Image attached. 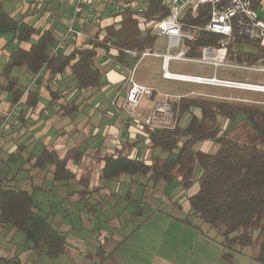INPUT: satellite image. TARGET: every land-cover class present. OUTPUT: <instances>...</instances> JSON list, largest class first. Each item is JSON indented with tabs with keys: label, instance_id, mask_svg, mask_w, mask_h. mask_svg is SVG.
<instances>
[{
	"label": "trees",
	"instance_id": "16d2710c",
	"mask_svg": "<svg viewBox=\"0 0 264 264\" xmlns=\"http://www.w3.org/2000/svg\"><path fill=\"white\" fill-rule=\"evenodd\" d=\"M167 13L160 0H148L147 8L137 12L130 7L120 13L111 14L109 22L97 28L85 43L88 46L74 48L70 53L50 51L55 44V34L50 28L38 29L22 17L11 16L0 0V31L9 30L12 37L5 41L17 46L9 50L0 70V92L9 94L12 104L21 103L35 107L39 102L36 89H26L12 73L22 68L31 77L54 79L65 70L72 77L73 87L80 90L99 89L103 72L96 65L99 51L119 65H129L118 49L151 48L156 36L146 27ZM206 17L191 20L202 24ZM213 35L201 34L195 47L211 44ZM235 52L239 60L253 62L263 55L254 41L237 39ZM253 48L254 52L244 50ZM230 45V53L233 52ZM199 54V51H190ZM26 89V90H25ZM52 101L61 97L58 90H48ZM73 109V102L60 103V108ZM197 109L187 125L179 123L186 112ZM63 110L61 114H65ZM176 115L172 128L149 129L144 126L138 139L159 153H172L171 158L152 154L149 160L140 159L127 152L105 154L102 158L100 176L104 180H117L121 176H144L152 186L180 181L183 188L197 183V190L187 196L188 213L181 221L192 224L197 218L209 229L216 230L219 244L234 252L256 245L253 255L258 264H264V106L245 105L207 98L181 97L172 102ZM245 138H242L243 134ZM141 136V137H140ZM208 141L217 145L215 151L196 148L198 142ZM129 144H127L128 146ZM23 146V147H22ZM24 145H19L21 151ZM34 156V155H33ZM69 155L59 157L53 149L43 148L35 155V168L50 167L53 181L68 182L74 174L67 168ZM197 169L199 174L195 177ZM34 198L27 190L2 184L0 181V227L13 228L21 232L32 251L44 253L48 258H57L65 250L66 236L53 227L44 216L33 209ZM137 205L136 213L141 214ZM100 264L106 256L103 247L97 249ZM9 264L11 263L8 262Z\"/></svg>",
	"mask_w": 264,
	"mask_h": 264
},
{
	"label": "rangeland",
	"instance_id": "374dc122",
	"mask_svg": "<svg viewBox=\"0 0 264 264\" xmlns=\"http://www.w3.org/2000/svg\"><path fill=\"white\" fill-rule=\"evenodd\" d=\"M30 1L31 0H18L21 5L28 4ZM8 6L9 3H7L5 7ZM69 8V0H61V2L50 1L48 3L35 1L33 2V6L29 9L25 21L29 24L34 23L37 18L36 15L40 12H44L45 9L49 10L50 14H53V17L60 14L59 18L56 16L54 24L55 36H60L65 30L67 20L65 17L69 14L68 12L71 11ZM17 14L20 13L17 11ZM100 16L101 14H95L94 18L97 22L93 25L91 24V31L94 32L98 28V22L101 20L99 19ZM9 44L8 50L17 46L16 42H10ZM166 44L167 40L164 36L156 37L150 48L151 52L157 54L165 53ZM2 60H4V58H2ZM160 62L161 59L159 57L148 56L144 58L135 71L133 81L141 84V79H147L146 84L148 86L163 93L175 96L183 94L188 89L197 91L204 90L203 87L192 83L162 79L160 75ZM105 70L106 73L103 75V83L100 88L97 91H83L82 97L79 98L78 105L76 104L77 106L74 109L72 105L68 110L64 108L58 109V101L46 106V100L41 99L43 104L45 103L42 110V112H44L43 116L52 113L56 108L60 112L66 110V113L63 115L59 116L57 112L53 115L55 117L50 116L49 119H47L49 126L45 135L50 136V143L49 141L44 143L45 138L39 137L34 143L30 145L27 144L28 146H26V148L24 147L25 149L23 151H18L17 154L14 155L15 157H13L11 154L16 151L17 144L23 143L22 141L25 140L26 132H23L27 124L24 121L29 117L30 107L28 106V109H24V105L20 104L14 107V114L19 113L20 110L23 109L20 118L14 115L8 116L10 112H12L11 110H9L10 112L8 111L9 113L7 110H4L5 116H0V181L4 185L21 188L33 194V209L44 216L53 227L59 229L66 235L67 250L65 254L57 258H48L44 253L37 254L32 251L29 243L25 241L21 232L13 228L0 227V264H9L8 262L10 261V264H93L98 261L96 250L100 245L106 252L112 251L111 253H113L114 250H117V252L115 251L112 255L111 253L109 254L104 264H148L149 261L151 264L152 258L139 257L138 249L151 252L152 254H166L167 256H169L170 253L186 249L185 242L187 241V235L185 233L182 234L181 231L178 230L183 226L180 225L178 229H176L173 226L164 224L165 221H168V218L162 214L155 213L150 215L149 218H146L148 211L146 214L142 212L138 214L135 210L137 209L136 205L139 196L141 197L142 192L144 195L146 190L148 195L145 194V197L141 199L145 206L152 209L156 206H162L170 211V208L175 204L174 202L184 205L185 196L189 193L188 191L192 186L196 184L193 183L194 185L192 184L185 189L183 188L184 186L181 185L182 180H173L170 184L164 185L162 183L160 186L147 187L144 178L138 175L133 177L129 175L121 176L118 179L119 181L103 180L98 177L93 181L95 186L99 187L97 193L90 199L80 200L79 198L74 199L72 197L73 194H68L71 192L72 186L70 187L64 183L65 181H53L49 170L50 167L47 168L45 166L38 169L33 165L35 155L40 153L46 144H48V148H54L51 143L57 142L59 139L67 144L72 142L75 138L78 139L79 132L76 131L74 124H84L87 119L85 114L88 113L90 109L93 108L91 119L93 122L100 118V113L103 111L109 114L115 112L117 104L115 106L113 100L119 92L123 96L128 85L127 81L122 82L119 81L118 78L126 76L127 71L116 64H111ZM168 70L170 72L187 73L190 75H212V68L210 67L185 62L171 61ZM18 71L19 68H14L12 73L18 77L19 84L26 89L30 88L28 87L31 82L30 75L25 72L23 73V71L21 73ZM216 72L217 77L264 85V74L222 68L217 69ZM55 79L56 78L52 79L53 84L49 86V88L53 90L59 89V84L56 81L57 79ZM44 83L45 81H42L39 83V86H32V88L36 89L39 94L40 92L45 94L47 90L43 89ZM62 86H67L65 81L62 83ZM71 93L77 96L78 89H71L69 94ZM7 95L8 93L6 92H0V109L6 102ZM257 95L262 96L260 94ZM41 107L42 105H40L39 109ZM118 111L117 113L119 115H123L120 110ZM149 111L147 112L149 113ZM147 112L142 113V115L146 117L148 114ZM194 116L197 117L198 113L190 112L185 116L186 118L183 116L181 124L187 125ZM175 117L176 115L173 114V122ZM115 118L113 117V121L110 122L111 130L106 134L111 141H115V144L122 146V144L126 142L133 143L136 139L135 135L143 136L140 130L143 129V125L146 124L139 121L140 118L134 120V118L130 116V119L132 118L133 121V127L128 125V127L130 126V130H127L128 137L124 135L118 138L117 135L118 132H120V120L122 118ZM167 120L169 121L170 117L167 118ZM19 125H21L19 127L20 129H18ZM64 129L67 134H59V132ZM73 129H75V132L70 134ZM20 134L22 136H19ZM245 136L246 134L244 133L242 138H245ZM207 142L208 141L198 142L195 147L207 151H215L217 145L214 143L207 145ZM135 144L139 145V148H137L139 149L137 152L139 158L148 160L150 155L152 156V154L155 153L158 154V150L150 148L143 139H138ZM135 151V148H133V154H135ZM158 155L162 158H171L173 156L172 153H159ZM76 165L79 171L78 173L86 178V189L89 193H94V187L90 183V177L87 175V172L90 174V171L96 170L97 162L91 158L89 154V156H85L79 163H76ZM199 171L198 169L195 177L199 174ZM74 184H79V182L74 181ZM78 189L77 187L76 190ZM185 210H187V208L182 211H175L174 214L183 218L186 216ZM144 217L145 223L136 231L137 234L130 235L132 229L143 222ZM191 219L193 220L192 226H184H187L192 233L204 236L205 229H209L208 226L201 223L197 218L191 217ZM201 229L202 234H200ZM212 232L216 233V230L212 229ZM138 238H140V241ZM218 239L219 236L216 240ZM216 240L214 241L217 242ZM135 244L142 245L138 247ZM244 251L252 256L256 253L257 246L252 245L245 247ZM117 254L123 255V257Z\"/></svg>",
	"mask_w": 264,
	"mask_h": 264
},
{
	"label": "crops",
	"instance_id": "0c3cea01",
	"mask_svg": "<svg viewBox=\"0 0 264 264\" xmlns=\"http://www.w3.org/2000/svg\"><path fill=\"white\" fill-rule=\"evenodd\" d=\"M35 1H39V2L42 1L44 3H48L50 1L61 2V0H45V1L44 0H31L28 4L21 5V3L18 2V0H2V3H3L4 8L6 9V11L9 12L11 16L22 17L25 20L28 16L29 9L31 8V6H33V2H35ZM7 3H9V6L5 7ZM73 4H74V0H69V7H70L69 9L71 11L68 12L69 14L65 17L66 19L71 15V13L73 11ZM17 11L20 14H17ZM35 12H36V9H35ZM93 14H95V13L92 12L91 16H89L87 18L86 17V10H84L82 13V19H83L82 25L81 26L78 25V28L81 27L89 35H92L97 30L96 29L94 32L91 31V24L93 25L96 22V19L94 18L95 15H93ZM62 15H64V14H62ZM36 16H37V18H36V21L34 23H32L33 25H35L36 27H38V29H41V30L50 28L54 31V24H55L56 16L59 18L60 14H57L56 16L53 17V14H50L49 10L45 9L44 12H40ZM104 16L105 15L102 16V19L98 23V27H99V24H100V26H103L105 23L109 22L110 18H108V17L104 18ZM50 18H51V20H50ZM65 28H66V24H65ZM60 36H55V42H57L59 40ZM11 37H12V33L9 30L0 31V65H1L0 67H2V65L5 61V58L8 55V52H9L8 46L10 44L7 47L6 46L4 47L3 45L5 44V41L10 39ZM86 40H88V39H84V40L80 41V44H78L77 46H83V45L86 46L87 45V43H85ZM14 43H15V41H14ZM75 47H76V45H74L71 40H68L66 42V44L63 46V48L59 50V52L64 53V54H68ZM2 58H4V60H2ZM144 58H146V57H144ZM144 58H142L139 61V63L135 67V70L132 72L133 80H134V76H135V71H136L138 65L141 63V61L144 60ZM124 59L129 63V65H119L118 63H115L113 60H111L110 58L105 56V54L103 52L99 51L97 59H96V65L100 67V69L103 72V75L106 73L105 69L108 68L111 64H116V65L124 68L127 71V75L124 76L123 78L119 77L118 80L122 81V82H124V81L128 82V77L131 73V68L134 65L135 60H133L129 57H125V56H124ZM21 69L22 68H19L18 72L21 73L23 71V73H24V70L23 69L21 70ZM160 69H161V62H160ZM216 71H214L212 69V75L214 72L217 73ZM160 75H161V73H160ZM212 75H210V76H212ZM216 76H217V74H216ZM55 78L57 79V80L56 79L55 80L59 84L58 85L59 89H55V90L59 91V94L61 95V97L58 99H55L54 101L51 100L49 93H48V90L51 89V88H49V86H52L53 80L52 79L47 80L46 74H44L43 78L39 79V77H38V78H35L33 82H30V85L28 87H30L29 89H33L32 86H36V85L39 86L40 82L45 81V83L43 84V89L47 90V92H45V94H43L41 92H40V94L38 93L39 102L36 104L35 107L29 108L28 106L24 105V109H28V108L30 109V111H29L30 114L28 113L29 117H27L26 120L24 121L27 124V127L25 128V131L23 132V133L26 132L25 140L22 141L23 143L17 144L16 150L18 149L19 145H21V144H23L24 147L26 148V146L34 143L35 140L39 137L45 138L44 143L48 142V141L50 143V141H51L50 136L45 135L47 132L48 126H49L47 119H49L50 116L55 117L53 115H55L57 112H58L59 116L63 115V114H61L62 111L60 112L58 110L60 108V103L73 102V104L76 105L78 103L79 98L82 97L83 91L89 92L90 90H92V91L98 90V89H86V90L78 89L77 96H74L73 95L74 93L69 94L71 89H73L72 88L73 87V81H72V77L69 76V72L67 70H65L59 76L58 75L55 76ZM161 78L164 79L162 77V75H161ZM218 78L227 79L224 77H218ZM102 79H103V76H102ZM165 80H168V79H165ZM229 80H232V79H229ZM64 81L67 84V86H65V87L62 86V83ZM141 81L142 82H140L141 83L140 85L152 89L153 93H154L151 98L143 97L141 99L139 106H138V110L141 113H146L152 107L157 105L160 102L161 97H163V95L170 97L171 98L170 100L172 102L178 101L181 97H190V98H207V99H211V100H215V101H226V102L239 103V104H245V105L264 106V92H256V91L242 90V89L221 87V86H210V85L195 84L197 86L203 87L204 90L197 91L194 89H188L183 94H179V95L175 96V95L163 93V92H161V91H159V90H157L151 86H148L146 84L147 79H141ZM172 81H176V80H172ZM234 81H241V80H234ZM241 82H245V81H241ZM102 83H103V81H102ZM185 83H189V82H185ZM128 84H129V82H128ZM192 84H194V83H192ZM75 89H77V88H75ZM125 93H126V91H125ZM125 93L122 96L119 92L117 94V96H115V98L113 100V104L115 106L117 104V109L115 110L114 113L109 114V113L103 111L102 113H100V118L97 121L93 122V120H91L92 114H93V110H92L93 108H92V109H90V111L88 113L85 114L87 119L85 120L84 124L83 123H79L78 125L74 124L76 131L79 132L78 139L77 138L73 139L72 142H69V144H67L66 142H62L59 139V140H57V142L51 143L54 146V148H48V144H46L44 146L45 148H47L49 150L53 149L58 154L59 157H63L64 155L67 154L70 156V158H72L67 162V168L74 174V177L71 180H69L68 182H64V183H66L70 187L72 186L71 192L68 194L69 195L73 194L72 197L74 199L79 198L80 200L81 199L87 200V199H90L91 197H93L95 195V193H97L99 187H96L95 184L93 183V181H94V179H96L98 177L101 178L100 173H101V167L103 164L101 161V158L105 154H110V153L115 154L118 151L125 152L128 150L129 146L133 144V146H131V149H130V154L132 156L138 157L137 152L139 151V149H137V148H139V145L135 144V142L137 141V138L139 137L138 135H135L133 133L136 136V139L133 141V143L126 142L125 144H122V146L115 144L114 140L111 141L109 139V137L106 136V134L109 132V130H111L110 129V122L113 121V117L114 118L120 117V119L122 118L120 120L121 121L120 132H118V135H117L118 138L121 136L123 137L124 135L126 137H128L127 130L130 127V126L128 127V125H131L133 127L132 118L130 119V116L121 107L122 102L125 98ZM257 94H260L262 96H259ZM41 99L46 100V102H45V103H47L46 106H48L50 103L58 101V109L56 108L54 111H52V113H48L47 115L43 116L44 112H42V110L45 106V103L43 104ZM144 99H146V100H144ZM18 104L22 105L21 103L12 104L10 102V97L8 94L6 102L4 103L3 107L0 109V116L1 115L5 116V113L3 112L4 110H7V112L9 110H11L12 112L9 111L10 115H8V116L14 115L15 117L20 118L22 115L23 109H21L19 113L14 114V111H15L14 107ZM40 105H42V107L39 109ZM118 110H120L123 113V115H119L117 113V112H119ZM191 112H197L199 114V111L197 109H194ZM188 113H190V112L184 113L183 116L185 117L186 115H188ZM183 116L179 120L180 124L183 121ZM110 117H112V118H110ZM123 118L125 121L123 120ZM175 120H176V118H174V123H176ZM20 126L21 125L18 126V129H20L19 128ZM75 129H73L70 132V134L74 133ZM65 133L67 134L65 129L59 132V134H61V135H63V134L66 135ZM21 134L19 136H22ZM127 144H129V145L127 146ZM206 144L208 145V144H212V143L207 142ZM52 145H51V147H52ZM25 148H23L21 151H23ZM133 148H135V150H136L135 154H133V152H132ZM89 154L91 155V158H93L97 162V168H96L97 173H96L95 169L93 171H90L89 172L90 174H88V172H87V175L90 177V183L94 187V193H92V194L89 193V191L86 189V184H87L86 178L84 176H82L80 173H78L79 171H78V168L76 165V163H79L85 156H89ZM156 154L157 153H155V155ZM150 158H151V155H150ZM140 159H142V158H140ZM83 165H85V164H83ZM85 166H87V165H85ZM98 168H99V171H98ZM197 171H198V169H197ZM124 176H128V175H124ZM89 177H88V180H89ZM141 177L144 178V182L147 184V187H154L151 185L150 182L146 181L144 176H141ZM74 181L79 182V184H74ZM124 181H125V179H124ZM161 184L162 183H159L158 186H160ZM194 184H196V185H194ZM194 184L193 185L195 187L192 186V188L188 191L189 193L185 196L184 205H181L182 203H179L180 204L179 205V204H177V202H174L175 204L170 208V211L166 210L165 207H162V206H156L153 209L145 206L142 203L141 199H143L145 197V194L148 195V193L145 190V193L143 195V192H142L141 197L139 196V198H138L139 200H137V205L142 206V208H141L142 213L146 214V212L148 211L146 218H149L150 215L155 214V213L162 214V215L166 216L168 218V221H165L164 224H167L168 226L169 225L173 226L176 229H178V226H180V225L183 226V227H181V229H178V230H180L182 234L185 233L187 235V237H186L187 241L185 242V248H186L185 250H180L179 252L170 253L169 256H167L166 254H160V255L157 253L152 254L151 252H148V251H145L142 249H138V256L142 257V258H152L151 264H258L254 260L253 255L252 256L248 255L244 251V249H242L240 252H234V251H229V250L223 248L219 244L218 240H216V238L218 236L216 233L212 232V229H207V230L205 229L204 236L198 235L196 233H192V231L190 229H188L187 226H184V225H189V226L191 225L192 226L193 220H192V224L186 223V222L181 221V219H182L181 216H177L174 214L175 211H178V210L182 211L183 209H186V208H187V210H185L186 214L188 213L189 205L187 202V196L194 193L198 187L196 182H194ZM77 187L79 188L78 190H76ZM133 195H135V194H133ZM137 197H138V194H137ZM137 205H136V208H137ZM144 223H145V217H144V220L142 223H140L138 226H136V228L132 229V231L130 232V235L131 234L132 235L137 234L136 231L141 226H143ZM200 234H202V229H201ZM138 240L140 241V238H138ZM214 240H216L217 242H215ZM122 241H124V240H122ZM135 245L139 247L142 244H140V245L135 244ZM98 247H97V249H98ZM66 251L67 250H66V242H65V250L62 254H65ZM115 251L117 252V250H114L113 253ZM111 252H106L103 249V253L106 256L103 258V260L100 264L106 263L107 257L109 256V254ZM113 253H111V255ZM96 255H97L98 261H99V256H98L97 250H96ZM117 255L123 257V255H120V254H117ZM97 262H94L93 264H95ZM148 264H150V261Z\"/></svg>",
	"mask_w": 264,
	"mask_h": 264
},
{
	"label": "built area",
	"instance_id": "2783aa9c",
	"mask_svg": "<svg viewBox=\"0 0 264 264\" xmlns=\"http://www.w3.org/2000/svg\"><path fill=\"white\" fill-rule=\"evenodd\" d=\"M160 1L167 10L166 15L146 27L156 37L164 36L166 38V52L163 54L152 53L149 48L123 47L118 49L123 56L135 60L128 77L129 84L121 106L129 116H132L134 120L140 118L139 121L146 124L143 126L150 127L151 130L172 128L175 125L172 101L166 95H163L160 102L150 109L146 117L138 110L141 99L143 97L151 98L154 94L152 89L133 81L132 72L139 61L147 56L161 59V75L164 79L264 92V85L218 78L215 72L212 76H201L168 70L169 63L176 61L207 66L214 71L222 68L264 74V0ZM147 2L148 0H74L73 11L66 20L65 31L59 40L50 47V51L52 53L59 52L68 40L76 45L75 48L85 47V45L77 46L80 41L89 39L91 36L81 27L78 28V25H82L84 10H86L87 18L91 16L92 12L97 15L101 14L99 19H102L103 15H105L104 18H110L112 13H120L126 7L139 13L143 12L147 8ZM199 16H205L206 21L202 24L191 22L192 19ZM201 34L213 35L214 40L211 44H204L194 49L193 42ZM239 38L254 41L263 51V55L257 57L253 62L245 59L239 60L235 52ZM230 45H233L232 53L229 50ZM243 49L254 52L253 48L246 46H243ZM196 50L199 51V54H191L190 51Z\"/></svg>",
	"mask_w": 264,
	"mask_h": 264
}]
</instances>
